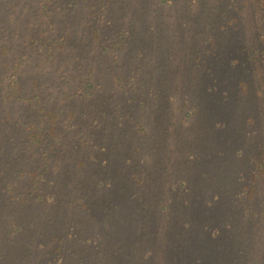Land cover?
I'll return each instance as SVG.
<instances>
[{"label": "rangeland", "instance_id": "rangeland-1", "mask_svg": "<svg viewBox=\"0 0 264 264\" xmlns=\"http://www.w3.org/2000/svg\"><path fill=\"white\" fill-rule=\"evenodd\" d=\"M210 65L207 76L203 70ZM12 72L22 98L9 97L3 77ZM90 83L94 94L84 92ZM37 89L43 104L56 107L59 130L43 146L23 145V122L48 120L34 99ZM174 91L180 94L167 97ZM154 93L165 99L158 102ZM185 95L191 99L189 116L177 110ZM9 136L22 149L16 160ZM137 138L146 141L144 152L134 151ZM0 145L6 148L0 179L19 190L29 185L20 170L43 166L49 146L54 157L48 161L69 184L82 175L91 178L77 165L81 156L107 158L118 172L127 156L136 163L143 154L155 161L165 152L161 165L145 171L141 195L177 196L170 183L185 179L190 191L184 196L238 199L208 216L180 201L184 220L177 223L168 212L171 220L157 233L170 246L169 258L181 264L189 253L209 252L206 257L216 264L234 258L232 264H264V1L0 0ZM192 158L199 161L193 168ZM256 171L262 174L258 179ZM116 177L124 176L119 171ZM252 186L257 193L250 198ZM153 213L158 222L167 214ZM203 220L224 224L218 241L201 236ZM188 222L190 230L183 231ZM50 256L53 263L56 255Z\"/></svg>", "mask_w": 264, "mask_h": 264}, {"label": "trees", "instance_id": "trees-1", "mask_svg": "<svg viewBox=\"0 0 264 264\" xmlns=\"http://www.w3.org/2000/svg\"><path fill=\"white\" fill-rule=\"evenodd\" d=\"M48 49L51 50V48ZM212 70L213 67L210 65L203 70V74L208 76ZM4 78L8 79L10 84L9 97L15 99L24 97L25 92L19 84L16 72L8 76L4 75ZM123 82L122 80L120 83L121 87H125ZM125 91L129 92L130 88L128 87ZM84 92L94 94L96 91L90 83ZM178 93L174 91L173 95L169 93L167 97L174 99L173 97ZM35 96L37 103L42 105L39 110L45 113L43 116L48 120L23 122L20 144L31 143L43 146L44 140L49 136H57L60 124L59 114L56 107L50 108L43 104L44 100L40 97L39 89L35 91ZM185 96L186 99L177 105V110L189 116L191 103L188 100L191 99ZM154 98L158 102L165 99L160 93H154ZM145 103L144 100L141 104ZM195 109H200V105H197ZM19 123L21 124V121ZM146 128L144 126L143 130ZM147 133L151 138L154 137L151 132ZM8 138L11 145V154H9L16 160L17 153L22 149H18V144H13V137ZM137 139L140 145H136L134 151L144 152L146 141ZM154 141L156 146V138ZM153 148L147 147L148 150ZM102 151L106 153L107 149ZM156 151L158 153L159 148ZM5 152L6 148L0 145V156H3ZM50 152L51 146L47 151H43V159H45L43 166L20 170V175L29 176L28 187L19 190L18 185L13 181H5L3 176L0 179V201H2L0 203V227L2 228L0 229V264H90L92 259L95 261L94 264H178L176 259L169 258L167 252L170 246L166 242L157 240L160 227L167 226L172 218V214L168 212L174 213L177 223H180L184 220L177 207L180 201L183 207L191 205L206 216L217 212L228 203L232 205L238 203L236 195H231L227 199L221 197V193H214L213 196L203 194L198 198L184 196L190 191L185 179L178 181L180 183H170V191L172 193L173 190L176 191L175 198L169 195L162 200L160 197L153 198L148 194L141 195V190L147 185L145 171L161 165L167 155L165 152H159L160 156H157L155 161H152L149 155L143 154L135 163V160L127 156L117 167L118 172L113 170L112 162L107 158L102 160L92 155L83 159L81 156L77 165L83 167L82 173L89 172L91 178L82 175V178L74 184H69L70 181L66 177L61 178L62 174H58L52 163L48 161L54 157L53 154H49ZM90 158L92 159L89 160ZM256 160H261V157ZM145 161L150 162L151 167L146 165ZM6 163L8 165L10 161ZM189 163L191 168L199 165V161L195 158H192ZM263 165L264 161L260 162V166ZM133 166L140 171L134 168L131 173ZM92 167H95V171L90 169ZM176 170L177 168L173 172ZM119 171L124 177L117 180L116 174L119 175ZM256 172L254 176L258 179L257 177L262 174L259 171ZM240 180L237 178V181ZM5 191L8 195L4 194ZM256 193L253 186L249 188L250 198ZM175 199L177 202H173ZM153 210L166 211L165 219L158 222V217L154 216ZM204 221L201 223V236L205 239L215 238L213 242L218 241L221 230L225 228L224 224L204 223ZM190 227L189 222L185 223L183 231H189ZM94 228H97V231L89 233L90 229ZM44 237L45 241L42 239ZM212 246L214 247V244ZM52 253L56 255L52 258L53 263L49 261ZM204 254L206 255L189 253L181 264H216L206 257H210L209 252ZM35 257L37 261H34ZM71 258L74 259L71 260ZM135 259L140 261L137 262ZM233 262L235 258L228 264Z\"/></svg>", "mask_w": 264, "mask_h": 264}]
</instances>
